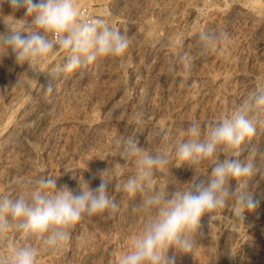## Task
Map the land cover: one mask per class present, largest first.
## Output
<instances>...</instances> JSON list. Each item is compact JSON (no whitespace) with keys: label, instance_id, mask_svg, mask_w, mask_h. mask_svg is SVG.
Instances as JSON below:
<instances>
[{"label":"rangeland","instance_id":"374dc122","mask_svg":"<svg viewBox=\"0 0 264 264\" xmlns=\"http://www.w3.org/2000/svg\"><path fill=\"white\" fill-rule=\"evenodd\" d=\"M200 1L191 14L196 0H187L183 6L176 0H76L80 11L89 8L93 18H104L130 38L123 56L99 58L74 73L56 74L65 56L58 51L42 65L43 73L36 79L24 73L27 65L15 64L11 56L3 58L0 195L15 196L20 181L35 183L41 176H53L57 188L67 186L75 194L80 192V178L95 190L101 183L99 173L111 166L114 179L108 190L119 204L111 218H85L61 251L39 248L36 264H118L145 217L132 210L142 194L130 198L116 190V184L134 174L135 163L121 158L115 140L133 137L149 151L168 155L171 163L156 174L153 185L170 198L194 176L186 165L177 167L175 157V144L185 138L189 124L204 125L231 115L250 91L264 86V0ZM25 12L24 8L13 11L7 0L0 4V33L5 31L4 19L11 23L12 16L23 19ZM27 19L30 24L32 18ZM173 20L176 25L169 29ZM205 30L228 33L230 42L222 45L224 62L221 53L201 50L204 42L198 33ZM163 46L173 48L169 55L163 56ZM19 75L26 86L15 85ZM202 84L212 96L189 106L191 98H200ZM31 108L39 121L27 117ZM179 108L184 110L177 113ZM252 146L264 150V125L245 146L241 161L250 156ZM260 161L264 165V156L257 157ZM210 172L206 161L196 175L206 181ZM236 186L232 180L230 190ZM232 209L239 208L229 200L214 220L204 218L194 234L192 251L177 254L176 264H264L263 238L252 237L239 250L234 237L223 230L227 223L238 225L245 219L234 220ZM24 242L14 232L0 237V257L10 245ZM174 252L170 249L169 255Z\"/></svg>","mask_w":264,"mask_h":264},{"label":"clouds","instance_id":"9594fccd","mask_svg":"<svg viewBox=\"0 0 264 264\" xmlns=\"http://www.w3.org/2000/svg\"><path fill=\"white\" fill-rule=\"evenodd\" d=\"M7 2L13 11L24 8L26 12L23 19L12 16L11 23L3 18L5 31L0 33V63L4 57L11 56L15 64L27 65L24 73H32L31 78L43 73L42 65L58 51L65 56L56 74L74 73L99 58L121 57L129 48L130 38L104 18H82L76 0ZM28 17L32 18L30 24ZM198 39L204 42L202 51L214 50L221 54L222 45L230 42L227 32L213 30L201 31ZM15 85L26 86L20 75ZM47 91L51 92V87ZM261 125H264V86L250 91L231 115L204 125L191 122L185 138L175 144V157L176 166L186 165L194 176L186 183L187 187L175 191L170 198L153 185L156 174L171 163L168 155L149 151L133 137L117 138L115 143L121 149V158L134 161L135 172L122 184H116V190L130 198L142 194L132 210L145 217L141 230L131 236L129 249L119 257L118 264H176L177 254L192 251L193 237L202 220H214L229 200L240 209L237 216L240 221L244 211H254L259 201L253 198L250 185L253 177L264 175V166L257 162V157L264 156V150L252 146L248 149L250 156L244 161L239 157L257 136ZM206 161L211 172L205 181L196 172ZM99 176L101 183L95 190L80 178L78 194L67 186L57 188L53 176H41L35 183L20 181V190L15 196L0 195V237L14 232L25 241L10 245L7 254L0 257V264H36L39 248L61 251L71 240L72 231L85 218L113 217L119 204L108 190L114 179L112 167L102 170ZM232 180L237 184L235 191L230 190ZM170 249L175 250L171 256Z\"/></svg>","mask_w":264,"mask_h":264},{"label":"bare ground","instance_id":"6f19581e","mask_svg":"<svg viewBox=\"0 0 264 264\" xmlns=\"http://www.w3.org/2000/svg\"><path fill=\"white\" fill-rule=\"evenodd\" d=\"M180 5H184L187 3V0H176ZM196 4L195 6L192 8V10L190 11L191 14L193 12H196V7L197 5L201 2L200 0H196ZM179 6V5H178ZM235 8V7H234ZM237 9L239 11H243V8H241L239 5L237 6ZM178 14V13H177ZM3 22V21H2ZM175 22L170 21L169 24L167 25V27L169 29H174L175 27ZM169 37V36H168ZM168 37H163V40H167ZM169 40V39H168ZM173 42V41H172ZM190 42V41H189ZM197 42V41H196ZM167 43V42H166ZM195 43V42H194ZM194 46V45H193ZM200 46V45H199ZM195 47V46H194ZM193 48V47H191ZM173 49V48H172ZM170 47H166L163 46V56L169 55L171 53L172 50ZM225 50L223 52V54H221L220 58H221V62H224L226 55H225ZM170 57V56H168ZM207 81V80H206ZM207 84V83H206ZM199 99H195V98H191L189 100L188 105L189 106H193L197 101H201V100H207L209 97L212 96L209 95L208 88L205 84H202L201 86H199ZM198 89V88H197ZM196 92V91H195ZM188 106V107H189ZM15 108V107H14ZM17 108V107H16ZM15 108V109H16ZM30 109V108H29ZM182 110L184 109H177V113L182 112ZM38 113L37 111H32L31 110L28 112L27 117L32 119V118H37L38 117ZM26 116V115H25ZM23 117V116H22ZM40 117V116H39ZM39 117H38V121H39ZM41 127V125H40ZM88 127V126H87ZM34 128V127H33ZM36 129V128H35ZM263 161H260L259 165H262ZM262 163V164H261ZM264 166V165H262ZM88 171V170H87ZM250 190L253 193V198L257 201H259V205L258 207L254 210V211H244L243 216L245 217V219L243 220V222L241 224L235 225L234 222L232 223H227L228 225L225 226V228L223 229L224 231H226L227 233L231 234V237L234 239V244L235 246L239 249V250H243L245 248L246 245H248V239L255 237V238H263L264 239V175H257L255 177H253L252 179V185L250 186ZM124 203V202H123ZM128 203V201H127ZM125 204V203H124ZM130 207V205H128ZM231 211V214L233 215V219H237L238 213L240 212V209H232L229 210ZM238 221V220H237ZM228 235V234H227ZM230 236V235H229ZM253 239V238H252ZM251 239V240H252ZM250 243V241H249ZM238 251V250H237Z\"/></svg>","mask_w":264,"mask_h":264},{"label":"built area","instance_id":"2783aa9c","mask_svg":"<svg viewBox=\"0 0 264 264\" xmlns=\"http://www.w3.org/2000/svg\"><path fill=\"white\" fill-rule=\"evenodd\" d=\"M81 12L83 13L85 19L93 18V15L90 13L89 8H83Z\"/></svg>","mask_w":264,"mask_h":264}]
</instances>
